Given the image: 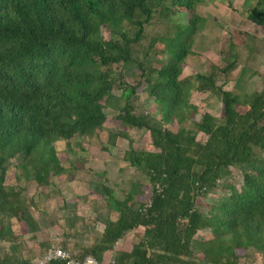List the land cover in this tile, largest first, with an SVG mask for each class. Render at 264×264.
I'll use <instances>...</instances> for the list:
<instances>
[{
    "label": "trees",
    "instance_id": "16d2710c",
    "mask_svg": "<svg viewBox=\"0 0 264 264\" xmlns=\"http://www.w3.org/2000/svg\"><path fill=\"white\" fill-rule=\"evenodd\" d=\"M205 1L0 0V232L11 218L34 228L22 190L5 183L9 165L17 179L45 190L64 171L55 141L98 133L114 112L120 129L108 132L107 145L127 140L122 159L146 185L137 192L138 181L110 202L118 218L102 220V245L87 253L99 259L141 225L143 236L130 251L117 252L113 264H238L249 251L264 256V89L241 98L218 84L234 57L209 74L181 77L205 23L196 6ZM262 2L246 18L264 26ZM181 11L186 22L163 38L168 59L157 67L152 42L144 46L146 27L156 15L167 19ZM143 85L160 105L158 117L135 112ZM193 90L217 96L220 120L207 111L193 120ZM186 120L191 128H169ZM135 128L149 132L151 150L133 145L128 132ZM215 189L223 195L202 210L197 199Z\"/></svg>",
    "mask_w": 264,
    "mask_h": 264
},
{
    "label": "crops",
    "instance_id": "0c3cea01",
    "mask_svg": "<svg viewBox=\"0 0 264 264\" xmlns=\"http://www.w3.org/2000/svg\"><path fill=\"white\" fill-rule=\"evenodd\" d=\"M105 127L92 135L55 141L56 155L64 171L42 192L35 182L17 179L15 169L8 173L7 168L5 183L22 190L34 228L11 218L10 225L0 232V264H31L51 244L61 245L78 258L92 255L87 252L102 245V220L118 218L116 210L108 209L110 202L122 199L138 181L141 183L137 192L146 184L135 168L122 159L127 140L119 137L114 146H108L109 130L105 132ZM102 134L106 136H99ZM128 136L134 140L131 134ZM133 145L136 147L135 142ZM103 189H110V194L103 193ZM143 233L144 227L140 225L105 249L99 259L94 257L107 264L117 252L130 251ZM238 264H264V256L249 251Z\"/></svg>",
    "mask_w": 264,
    "mask_h": 264
},
{
    "label": "rangeland",
    "instance_id": "374dc122",
    "mask_svg": "<svg viewBox=\"0 0 264 264\" xmlns=\"http://www.w3.org/2000/svg\"><path fill=\"white\" fill-rule=\"evenodd\" d=\"M256 2L257 0H207L196 6V12L205 18V23L193 43V54L185 59L182 78L193 77L197 73L209 74L215 67L225 64L224 58L233 59L234 57L236 59L234 67L228 71L226 77L221 75L218 78V84H222L226 90L239 93L241 98L245 94L264 89V26L256 25L246 18L248 10L252 9ZM262 3L264 5V0ZM186 19L185 11L171 15L167 19L156 15L153 23L146 27L147 36L144 46L147 47L152 42L156 52L152 53L150 58L155 66L159 67L168 59L167 47L163 38L167 37L168 32L174 26L184 24ZM103 34L105 38L108 37L107 30H104ZM230 42L235 44L232 51L229 48ZM127 78L131 81L130 76ZM143 88L144 85L134 96L135 112H147L153 117H158L160 105L154 103ZM119 93L116 92V94ZM190 102L197 107V112L192 117L193 120L198 121L200 115L206 111L217 120L222 118V104L213 93L193 90ZM239 109L244 110L245 107ZM113 113H109L105 132L120 129L119 125L112 122ZM192 125L191 121L186 120L180 124L173 122L169 128L177 130L182 126L191 128ZM105 132L103 134H106ZM128 133L133 136V144L135 142L136 147L151 150V139L147 130L135 128ZM103 134L99 136L105 137L106 135ZM198 139H203V135H198ZM101 141L99 137V144H97L100 145ZM10 171H14L12 165H9L8 173ZM233 177L236 181L240 180L239 170H233ZM222 195V191L215 189L206 198L199 197L197 203L202 210L206 211L215 204L217 197Z\"/></svg>",
    "mask_w": 264,
    "mask_h": 264
},
{
    "label": "built area",
    "instance_id": "2783aa9c",
    "mask_svg": "<svg viewBox=\"0 0 264 264\" xmlns=\"http://www.w3.org/2000/svg\"><path fill=\"white\" fill-rule=\"evenodd\" d=\"M63 261L65 264H102L92 255H85L82 258L74 256L69 250L61 245L51 244L44 253L31 264H48L51 261ZM110 260L107 264H113Z\"/></svg>",
    "mask_w": 264,
    "mask_h": 264
}]
</instances>
